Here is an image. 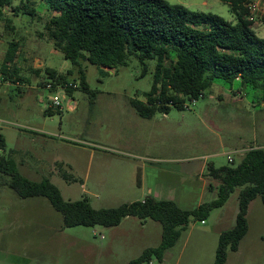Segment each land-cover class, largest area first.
<instances>
[{
	"label": "rangeland",
	"instance_id": "obj_1",
	"mask_svg": "<svg viewBox=\"0 0 264 264\" xmlns=\"http://www.w3.org/2000/svg\"><path fill=\"white\" fill-rule=\"evenodd\" d=\"M167 1L234 20L220 0ZM54 13L40 0H11L0 17V67L9 41L16 40L14 67L20 78L4 81L0 73V137L22 177L47 179L63 200L86 197L95 209L135 201L149 195L147 188L163 191L180 209L193 210L217 197L218 183L207 176V166L234 167L241 160L239 150L264 147L262 94L238 81H215L203 97L186 100L182 110L170 107L167 114L137 123L129 103L145 101L155 61L141 64L130 57L113 69L81 63V74L46 35L45 23ZM261 19L252 29L264 38ZM53 97L59 108L51 106ZM238 191L203 222L191 219L163 260L151 258L149 264H213L220 233L235 223ZM246 221L247 233L237 251L227 250L225 264H264L259 197L249 203ZM143 224L128 217L111 228H64L45 198L21 199L0 186V264H128L161 241L159 223Z\"/></svg>",
	"mask_w": 264,
	"mask_h": 264
},
{
	"label": "trees",
	"instance_id": "obj_2",
	"mask_svg": "<svg viewBox=\"0 0 264 264\" xmlns=\"http://www.w3.org/2000/svg\"><path fill=\"white\" fill-rule=\"evenodd\" d=\"M10 1L0 0V17ZM220 1L228 4L233 21L167 0H40L55 12L45 23L53 49L77 66L81 74V63L113 69L125 66L130 57L141 64L155 61L152 85L145 101L132 99L129 103L144 119L156 113L167 114L170 107L182 110L186 100L203 97L215 81L230 85L238 81L242 87L260 91L264 101V38L254 32L246 18L250 0ZM18 48L16 40L9 41L0 67L4 81L20 80L14 67ZM48 76L53 78L54 74L48 72ZM58 83L65 84L60 78ZM82 86L86 89L84 82ZM4 148L0 137V186L9 187L21 199L45 198L61 215L64 228H111L128 217L141 223L146 220L159 223V245L146 249L128 264H149L151 258L161 262L164 252L175 245L191 219L203 222L238 189L235 223L220 233L213 262L225 264L227 250L237 251L247 233L249 203L259 197L264 205L263 146L244 151L240 163L234 167L207 166V176L218 183L217 197L193 210L180 209L171 200L151 195L142 201L106 209L93 208L86 197L65 201L47 179L33 182L22 177L17 163L10 154L5 155Z\"/></svg>",
	"mask_w": 264,
	"mask_h": 264
},
{
	"label": "crops",
	"instance_id": "obj_3",
	"mask_svg": "<svg viewBox=\"0 0 264 264\" xmlns=\"http://www.w3.org/2000/svg\"><path fill=\"white\" fill-rule=\"evenodd\" d=\"M261 7L263 8V12H264V2H262L261 3ZM257 16L258 17H262V16H264V13H262V14H257ZM133 113H135V112H133ZM134 115H137L136 113L134 114ZM136 117H138V119H136L135 121L137 122V123H141L140 122V119H142V120H144L143 118H141V117H139L138 115L136 116ZM245 150H239V155H241V154H243V152H244ZM209 155H202V156H199V157H194V158H192V159H197V160H201V158H206V157H208ZM211 156V155H210ZM183 160H189V159H183ZM175 161V160H174ZM177 161V160H176ZM161 162H173L172 160H162ZM203 170L204 169V166H203V164L201 163V166H200V170ZM137 185H139V188H140V190L141 189H143L144 188V186L142 185V182H140V184L138 183ZM142 191V190H141ZM146 192V193H145ZM149 194V195H151V196H153V197H155V198H157V199H165V198H168V197H163V196H167V195H165V194H163V191H161V190H157V189H154V190H152V189H145V191H144V194ZM163 194V195H162ZM142 196H144V195H141V199L139 198V199H137V200H135V201H142V200H144V198L146 197V196H148V195H146V196H144L143 198H142ZM165 200H168V199H165ZM131 202H133V201H131ZM130 203V202H129ZM145 223V222H144ZM142 225H144L143 223H142ZM163 260V259H162Z\"/></svg>",
	"mask_w": 264,
	"mask_h": 264
},
{
	"label": "built area",
	"instance_id": "obj_4",
	"mask_svg": "<svg viewBox=\"0 0 264 264\" xmlns=\"http://www.w3.org/2000/svg\"><path fill=\"white\" fill-rule=\"evenodd\" d=\"M264 2V0H250L249 4L247 5L248 7V14H247V19L249 21H251V23H256L257 21V14H262L264 13L263 12V8L261 7V3ZM47 88L50 89L51 88V85L48 84L47 85ZM51 106L54 108V107H57L59 108L60 107V104H59V101H58V98L57 97H53L52 101H51ZM229 161H231L230 158H228Z\"/></svg>",
	"mask_w": 264,
	"mask_h": 264
}]
</instances>
